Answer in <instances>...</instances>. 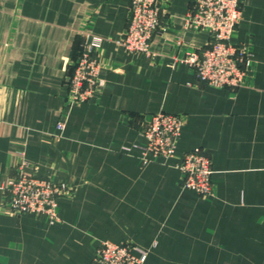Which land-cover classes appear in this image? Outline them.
I'll use <instances>...</instances> for the list:
<instances>
[{"label": "crops", "instance_id": "crops-1", "mask_svg": "<svg viewBox=\"0 0 264 264\" xmlns=\"http://www.w3.org/2000/svg\"><path fill=\"white\" fill-rule=\"evenodd\" d=\"M193 1L163 0L148 57L119 43L131 0H0V264H92L101 240L149 249L145 264H264V0H240L233 40L253 55L236 90L182 60L210 39L187 25ZM87 35L103 40L105 84L69 111ZM162 110L185 116L177 153L144 163L143 126ZM196 147L212 159L211 196L182 186L176 164ZM23 158L74 187L58 221L8 209Z\"/></svg>", "mask_w": 264, "mask_h": 264}, {"label": "built area", "instance_id": "built-area-1", "mask_svg": "<svg viewBox=\"0 0 264 264\" xmlns=\"http://www.w3.org/2000/svg\"><path fill=\"white\" fill-rule=\"evenodd\" d=\"M164 13L163 0H131L129 25L119 43L129 52L155 57L152 42L161 29ZM242 17L240 0L193 1L187 25L208 32L210 39L204 48L187 52L182 60L202 82L232 90L246 84L253 54L247 45L233 40ZM102 43L101 37L87 35L82 50L73 60L74 68L68 78L67 110L96 99L102 90L105 84L99 54ZM185 122V116L179 113L162 110L152 114L142 129L146 138L142 146L143 162L174 157ZM57 126L63 129L65 122L60 121ZM176 166L184 188L202 196L213 195L212 159L204 149L196 147L185 153ZM30 169L31 162L26 158L18 162L16 176L10 178L5 187L6 205L13 214L44 217L54 223L59 220V199L72 196L74 187L37 175ZM148 255L149 249L132 242L101 240L95 248L92 264H145Z\"/></svg>", "mask_w": 264, "mask_h": 264}, {"label": "trees", "instance_id": "trees-1", "mask_svg": "<svg viewBox=\"0 0 264 264\" xmlns=\"http://www.w3.org/2000/svg\"><path fill=\"white\" fill-rule=\"evenodd\" d=\"M83 48V45L80 46V48H78L76 51H75V56L73 57V59L75 60L77 58V56L79 55L80 51L82 50ZM72 68H74V65H72Z\"/></svg>", "mask_w": 264, "mask_h": 264}, {"label": "rangeland", "instance_id": "rangeland-1", "mask_svg": "<svg viewBox=\"0 0 264 264\" xmlns=\"http://www.w3.org/2000/svg\"><path fill=\"white\" fill-rule=\"evenodd\" d=\"M239 25V24H238Z\"/></svg>", "mask_w": 264, "mask_h": 264}]
</instances>
